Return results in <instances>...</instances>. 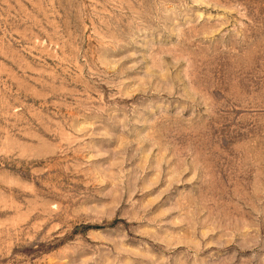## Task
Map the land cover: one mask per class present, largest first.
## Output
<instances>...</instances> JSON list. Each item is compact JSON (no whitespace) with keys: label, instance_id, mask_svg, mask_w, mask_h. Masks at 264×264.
<instances>
[{"label":"rangeland","instance_id":"obj_1","mask_svg":"<svg viewBox=\"0 0 264 264\" xmlns=\"http://www.w3.org/2000/svg\"><path fill=\"white\" fill-rule=\"evenodd\" d=\"M0 264H264V0H0Z\"/></svg>","mask_w":264,"mask_h":264}]
</instances>
